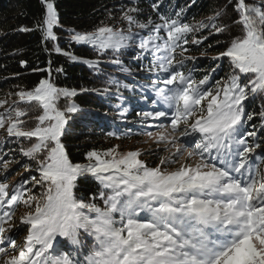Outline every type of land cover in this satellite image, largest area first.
<instances>
[{"label":"snow or ice","instance_id":"snow-or-ice-1","mask_svg":"<svg viewBox=\"0 0 264 264\" xmlns=\"http://www.w3.org/2000/svg\"><path fill=\"white\" fill-rule=\"evenodd\" d=\"M41 2V19L18 30L39 31L46 51L51 43L88 66L101 86H58L50 60L36 86L0 99V264H264V0H228L231 24L227 6L197 22L155 2L153 18L133 0L120 25L68 29L66 48L56 0ZM210 36L226 38L201 47ZM72 45L94 55L77 56ZM194 49L213 63L200 67ZM83 93L103 98L113 125L127 124L131 110L135 134L153 147L92 148L74 162L71 141L93 118L76 102ZM256 99L259 110L246 111ZM131 135L118 126L106 133ZM14 164L25 175L10 184Z\"/></svg>","mask_w":264,"mask_h":264},{"label":"trees","instance_id":"trees-1","mask_svg":"<svg viewBox=\"0 0 264 264\" xmlns=\"http://www.w3.org/2000/svg\"><path fill=\"white\" fill-rule=\"evenodd\" d=\"M154 2L159 5L156 11L162 14H170L179 11L180 8H185L187 19H194L197 22L206 19L224 6H227L228 10L225 21L231 24V21L236 18V13L228 0H138L143 14L150 13L155 18V12H153L151 7ZM249 2L257 3L258 0H249ZM56 3L63 26L56 29V31L61 36L60 46L66 48L68 29L90 30L99 24L100 21L120 25L122 23L119 20L121 7L131 6L133 0H56ZM110 13L116 19H110ZM43 14L44 6L41 0H0V99H3L8 92L17 91L16 85L25 89H31L36 86L39 80L48 76V73L41 71V69H47L50 60L53 70L52 79L58 86L77 88L81 86H101L100 79L93 75L88 66L82 63H71L66 57L51 51V43L47 44L49 50L46 51V45L42 43L39 31L22 32L18 30L21 27L33 28ZM230 31L232 35L238 34L239 25L233 24ZM225 38L224 36H210L201 47L209 43L214 45L217 39ZM72 50L80 57L91 58L94 55L89 47L83 45H72ZM209 52L212 55L215 54L212 49H209ZM191 54L198 58L196 63L202 68H207L213 63L210 56H201L200 52L195 49ZM21 61H26L27 66H23ZM60 66H63L65 71L56 73L55 69ZM106 70L123 78L122 74L116 72L113 66H108ZM227 71V67L222 66V70H218L215 74L216 78L223 77ZM197 75H202V73H197ZM125 82L133 83V80L128 77ZM125 96H131V94L125 92ZM11 99H15V97L13 96ZM75 99L84 110L93 114V118L87 126L77 129V136L71 141L72 148L70 151L74 162H84V153L92 148L106 149L117 143L133 142L143 137L135 134L138 131V125L136 124L138 118L132 114L131 110L127 124L117 122V125H113L114 115L112 113L114 110L103 102L102 97L97 96L95 93H83ZM60 103L63 105L64 101L61 100ZM245 103L248 105L246 111H258L261 105L259 99L254 102L246 101ZM105 112L110 114L104 116ZM252 123L259 125V118L256 117L253 122H250L249 126ZM117 126L121 131L131 129V138L115 140L107 137L106 133ZM4 135V133L0 132V137ZM23 162L22 160L21 163ZM155 163L154 161L151 164L154 165ZM11 167L19 168V174L25 175L23 168H20L19 165L14 164ZM21 177L19 178L18 175L12 177L10 184H15ZM89 187L88 183H80L82 191H86Z\"/></svg>","mask_w":264,"mask_h":264},{"label":"rangeland","instance_id":"rangeland-1","mask_svg":"<svg viewBox=\"0 0 264 264\" xmlns=\"http://www.w3.org/2000/svg\"><path fill=\"white\" fill-rule=\"evenodd\" d=\"M146 139V137H142L140 140H136V141H133V142H128V143H123V144H119L121 146V150L124 151V150H130V149H134V148H143L145 149L146 151L150 148V147H153L152 145L150 144H145L143 143V141ZM143 159H148L147 162L149 164L153 163L154 161L157 163L158 162V159L156 156H145L143 157ZM19 173H20V170H19ZM19 176V178L22 176V174H14L12 177L14 176ZM11 181H12V178H11ZM14 183V182H13ZM24 209H21V212H23ZM20 213H18L19 215ZM23 235V234H22ZM18 242H22V238L21 240H18Z\"/></svg>","mask_w":264,"mask_h":264}]
</instances>
